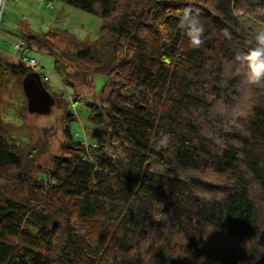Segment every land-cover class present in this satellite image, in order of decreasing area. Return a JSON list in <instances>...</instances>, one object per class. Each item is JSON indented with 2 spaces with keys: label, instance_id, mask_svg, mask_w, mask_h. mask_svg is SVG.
Instances as JSON below:
<instances>
[{
  "label": "trees",
  "instance_id": "trees-1",
  "mask_svg": "<svg viewBox=\"0 0 264 264\" xmlns=\"http://www.w3.org/2000/svg\"><path fill=\"white\" fill-rule=\"evenodd\" d=\"M61 1L102 18L94 43L67 35L80 73L105 81L100 98L86 102L88 128L72 132L68 112L61 155L38 177L27 144L7 134L0 114V171L10 175L0 184V264H210L205 228L257 236L250 190L264 189V81L234 122L212 99L238 95L230 63L243 60L250 71L254 36L236 12L264 25V0ZM186 9L205 26L199 48L177 28ZM20 37L22 51L31 47L32 37ZM54 58L73 89L76 76ZM32 71L55 100L40 71L0 55V77ZM207 171L223 184L202 188ZM216 264H264V240L233 245Z\"/></svg>",
  "mask_w": 264,
  "mask_h": 264
},
{
  "label": "rangeland",
  "instance_id": "rangeland-1",
  "mask_svg": "<svg viewBox=\"0 0 264 264\" xmlns=\"http://www.w3.org/2000/svg\"><path fill=\"white\" fill-rule=\"evenodd\" d=\"M154 1L158 0L143 2L151 4ZM243 12L239 10L236 14L253 36L258 31L264 30L263 24L256 23L252 17ZM102 25L101 17L61 0H6L4 4L0 15V55L7 61H18L19 51L15 49L14 43L19 41L22 34L32 37L31 47L25 46L22 52L37 60L36 70L43 74V81L55 96L51 113L46 115L30 113L19 75L9 72L4 77H0V114L3 117L4 129L17 141L27 144L31 164L35 165V170L32 172L34 177L51 169L53 157L61 155L68 112L77 119L70 125L72 132L80 133L81 130L88 128L86 125H89L87 122L89 109L86 102L100 98L105 76L95 72H87L86 75L80 73V69L72 59L76 50L70 44L67 32L79 40L84 39L94 43L102 33ZM54 55L66 65L67 72L76 76L71 79L74 84L73 89L64 86L56 74ZM230 66L233 71L240 74L238 95L229 103H224L219 98L211 99L216 104V108L225 112L234 122L238 120L237 116H244L250 111L253 101H256V96L253 94L256 84L249 81V72L246 71L248 66L243 60H233ZM261 152L264 162V151ZM200 174L209 185L202 186L204 189L205 187L213 189L211 183L223 184L225 178L212 171ZM179 176L182 179L193 178L190 174ZM7 178H10L9 172L0 171V184H6ZM220 187L223 188L221 185ZM250 195L257 205L259 233L255 237L229 236L226 233H220L218 236L211 234L214 232L211 228H205L201 239L205 246V260L210 264H216L217 255L227 253L233 245L236 250H245L251 243L264 240V189L254 186L250 190ZM179 238L177 235V240Z\"/></svg>",
  "mask_w": 264,
  "mask_h": 264
},
{
  "label": "clouds",
  "instance_id": "clouds-1",
  "mask_svg": "<svg viewBox=\"0 0 264 264\" xmlns=\"http://www.w3.org/2000/svg\"><path fill=\"white\" fill-rule=\"evenodd\" d=\"M177 28L184 31L189 43L194 48L204 44L205 26L201 22L197 12L186 9L177 22ZM247 59L250 61L248 79L252 84H259L264 81V30L254 35V47L249 52Z\"/></svg>",
  "mask_w": 264,
  "mask_h": 264
},
{
  "label": "water",
  "instance_id": "water-1",
  "mask_svg": "<svg viewBox=\"0 0 264 264\" xmlns=\"http://www.w3.org/2000/svg\"><path fill=\"white\" fill-rule=\"evenodd\" d=\"M22 88L30 113L40 115L51 113L55 100L44 87L41 77L36 71L29 72L24 76Z\"/></svg>",
  "mask_w": 264,
  "mask_h": 264
},
{
  "label": "built area",
  "instance_id": "built-area-1",
  "mask_svg": "<svg viewBox=\"0 0 264 264\" xmlns=\"http://www.w3.org/2000/svg\"><path fill=\"white\" fill-rule=\"evenodd\" d=\"M12 1H16V0H12ZM6 0H0V15L2 12V9L4 7ZM24 46V41L22 38H19V41L14 43V47L17 51H19V55L17 57V60L27 66L30 67H35L37 68L38 66V62L34 57H29L28 55H26L24 52H22V48Z\"/></svg>",
  "mask_w": 264,
  "mask_h": 264
}]
</instances>
